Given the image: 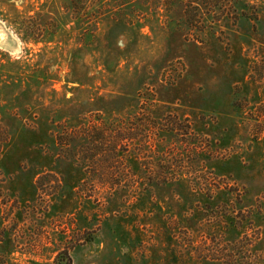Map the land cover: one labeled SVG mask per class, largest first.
<instances>
[{
	"label": "rangeland",
	"instance_id": "obj_1",
	"mask_svg": "<svg viewBox=\"0 0 264 264\" xmlns=\"http://www.w3.org/2000/svg\"><path fill=\"white\" fill-rule=\"evenodd\" d=\"M0 264H264V0H0Z\"/></svg>",
	"mask_w": 264,
	"mask_h": 264
}]
</instances>
